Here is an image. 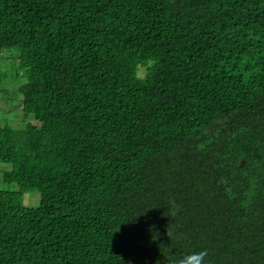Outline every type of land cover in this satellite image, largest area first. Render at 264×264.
<instances>
[{
    "label": "trees",
    "instance_id": "16d2710c",
    "mask_svg": "<svg viewBox=\"0 0 264 264\" xmlns=\"http://www.w3.org/2000/svg\"><path fill=\"white\" fill-rule=\"evenodd\" d=\"M11 47L0 264H264V0H0Z\"/></svg>",
    "mask_w": 264,
    "mask_h": 264
},
{
    "label": "rangeland",
    "instance_id": "374dc122",
    "mask_svg": "<svg viewBox=\"0 0 264 264\" xmlns=\"http://www.w3.org/2000/svg\"><path fill=\"white\" fill-rule=\"evenodd\" d=\"M18 54L17 48H3L0 53V106L7 108L14 104V99H11L10 96L20 98V95L17 93V88L19 85L24 83L25 78H17L18 61L16 55ZM145 72V67L140 66L138 68V75L143 76ZM3 93H8L10 95H4ZM20 112L19 108L11 109L6 112L7 118L10 120V123L13 125L17 124V115ZM2 113H0V117ZM31 122H33L31 120ZM11 170V164L0 161V181L2 179L3 171ZM40 196L37 192L29 190L25 191L21 195V202L25 206L35 207L39 204Z\"/></svg>",
    "mask_w": 264,
    "mask_h": 264
},
{
    "label": "clouds",
    "instance_id": "9594fccd",
    "mask_svg": "<svg viewBox=\"0 0 264 264\" xmlns=\"http://www.w3.org/2000/svg\"><path fill=\"white\" fill-rule=\"evenodd\" d=\"M171 239V235L167 233ZM207 256V250L194 251L186 254L179 260L175 261L174 264H205V257Z\"/></svg>",
    "mask_w": 264,
    "mask_h": 264
}]
</instances>
